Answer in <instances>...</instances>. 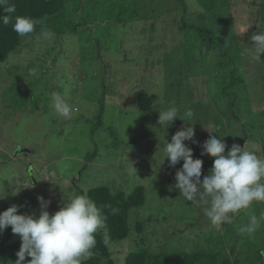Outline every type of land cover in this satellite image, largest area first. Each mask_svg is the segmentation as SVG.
<instances>
[{
	"label": "rangeland",
	"instance_id": "obj_1",
	"mask_svg": "<svg viewBox=\"0 0 264 264\" xmlns=\"http://www.w3.org/2000/svg\"><path fill=\"white\" fill-rule=\"evenodd\" d=\"M75 3V13L68 7L73 24L58 25L47 39L23 36L0 61V212L15 204L18 212L38 216L42 196L53 214L64 199L86 196L90 188L129 193L143 185L146 200L129 210L128 238L108 243L116 262L142 247L154 254L218 251L236 264H264V226L251 236L238 231L264 212V203L253 202L232 224L214 227L174 188L183 161L172 167L164 153L172 135L191 125L198 143L185 144L203 161L201 179L215 159L201 155L210 135L226 143V152L239 145L264 159V53L254 59L251 39L264 31V0ZM192 22L214 32V47L185 25ZM234 40L241 52L232 65ZM233 66L242 81L231 103L223 87ZM141 89L153 99L148 110L136 106ZM52 93L72 106L71 119L54 112ZM171 107L181 119L165 129L159 111ZM20 246L11 226L0 233V264H14Z\"/></svg>",
	"mask_w": 264,
	"mask_h": 264
},
{
	"label": "clouds",
	"instance_id": "obj_2",
	"mask_svg": "<svg viewBox=\"0 0 264 264\" xmlns=\"http://www.w3.org/2000/svg\"><path fill=\"white\" fill-rule=\"evenodd\" d=\"M15 11V5L9 0H0V12L6 13L0 15V24L12 23V30L21 37L34 32L39 22L26 16H16L13 22L11 14ZM41 34L46 39L52 36L46 28ZM251 39L255 48L254 59L260 60L261 53H264V31L253 34ZM32 75L37 73L33 71ZM51 107L58 116L72 118L73 108L64 96L52 93ZM191 116L189 111L187 117ZM176 118L181 119L178 110L171 107L159 111L158 122L166 129ZM207 129L210 132L215 130ZM185 141L198 143L191 125L175 132L171 142L167 141L164 147L170 166L175 167L183 161L182 168L175 173L174 188L186 201L201 207L214 227L232 224L234 217L253 202L264 203V159L239 145H233L226 152V143L210 135L201 145V155L215 159L208 175L201 179L203 161L193 158V150ZM4 197L5 194L0 195V199ZM38 200L41 204L38 216L18 212L20 206L15 204L0 212V233L11 226L12 233L21 239L14 264H81L82 258H88L95 247V234L104 227L106 217L101 209L87 196L73 195L64 199L59 209L50 214L47 211L50 201H45L42 196ZM261 226H264V212L259 216L252 214L249 222L238 231L251 236ZM26 257H30V261H26Z\"/></svg>",
	"mask_w": 264,
	"mask_h": 264
},
{
	"label": "trees",
	"instance_id": "obj_3",
	"mask_svg": "<svg viewBox=\"0 0 264 264\" xmlns=\"http://www.w3.org/2000/svg\"><path fill=\"white\" fill-rule=\"evenodd\" d=\"M179 2L183 6H188L186 0H179ZM9 3L14 4L16 9L15 13L11 14V20L13 22L16 16L30 17L39 22L36 24L35 31L30 34H41V30L45 28L52 31L58 25L63 27L64 25L68 26L73 24L70 22L72 20H67V18H70L68 16V14L70 15L68 7H71V12L73 13H75L79 7L75 3V0H9ZM5 14L6 13L0 12V15ZM182 19H185L184 16H182ZM185 25L196 29L193 31L202 37L206 43L210 45L211 43L213 44L215 37L212 30L208 31L203 25L195 22L191 24L185 23ZM224 30L222 29L221 33L225 32V34L228 35L231 33ZM234 36H236L235 33H233L231 38H234ZM21 41L22 37L18 36L17 33L12 30V23H9L7 26L0 24V61L6 60L8 55L20 46ZM221 41L222 42L219 44L224 45V39ZM229 44L233 46L232 51L229 52L233 54L231 62L233 65V59L235 58L234 54L239 56L241 50H238V40H234V42L230 41ZM235 45H237V47ZM210 47L214 46L211 45ZM229 75L230 78L223 87V95H229L230 98L232 97L231 103H233V88L234 86L237 87L238 82L242 81V77H240V74H238L234 66L230 69ZM230 88H232L231 91H228ZM239 95L240 94L237 95L235 93L237 99H239ZM152 101V97L146 90L141 89L138 91L136 106L139 109L148 110L152 106ZM238 120H240V118ZM243 139L246 140V135ZM86 196L96 203L101 209L102 214L106 217V220L104 227L95 234L96 244L91 250V255L83 259L81 264H236L234 262V257L231 259L229 255L222 254V252L218 251L211 253L197 251L173 252L169 248H166L163 252L154 254L142 247L139 250L129 252L124 257L125 259L118 263L112 257L108 243L128 238L130 231L128 221L129 210L132 207H138L145 203V188L143 185H138L134 187L132 191L126 193L123 190L112 192L107 186H97L88 189ZM141 228L142 223H138L137 229L141 230ZM236 248V245L232 246V255L236 253Z\"/></svg>",
	"mask_w": 264,
	"mask_h": 264
}]
</instances>
